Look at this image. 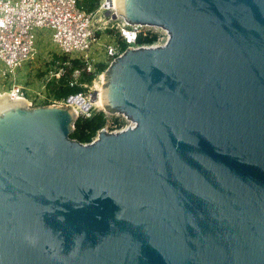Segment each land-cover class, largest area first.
Masks as SVG:
<instances>
[{"label": "water", "instance_id": "1", "mask_svg": "<svg viewBox=\"0 0 264 264\" xmlns=\"http://www.w3.org/2000/svg\"><path fill=\"white\" fill-rule=\"evenodd\" d=\"M113 3L169 34L102 77L133 125L0 96V264H264V0Z\"/></svg>", "mask_w": 264, "mask_h": 264}, {"label": "built area", "instance_id": "2", "mask_svg": "<svg viewBox=\"0 0 264 264\" xmlns=\"http://www.w3.org/2000/svg\"><path fill=\"white\" fill-rule=\"evenodd\" d=\"M80 0H0V77L9 78L15 75L16 69L31 59L36 53L37 36L35 31L41 28L52 29L53 45L62 56L66 57V65L73 67V60H80L83 66L73 69V76L78 78L83 70L94 71L90 62V51L101 32L117 29L125 40L127 47H155L164 45L169 36L164 29L166 39H156L152 43L138 44L139 35L154 32L158 27L131 24L116 13L113 0H100L97 8L88 11L79 4ZM164 38V37H163ZM126 47V48H127ZM110 63L120 56L117 40H112L104 47ZM9 88L3 93L9 96H20L26 99L23 86L15 78L9 82ZM82 95V94H81ZM63 103L53 101L50 104ZM90 116L91 112L80 114ZM131 125L132 122H131ZM130 125V126H131ZM128 127V126H127ZM126 128V127H125ZM115 129L111 131H118Z\"/></svg>", "mask_w": 264, "mask_h": 264}, {"label": "rangeland", "instance_id": "3", "mask_svg": "<svg viewBox=\"0 0 264 264\" xmlns=\"http://www.w3.org/2000/svg\"><path fill=\"white\" fill-rule=\"evenodd\" d=\"M158 28L159 29L152 27V30H154V34L157 35V39L162 42L166 39V35L164 34L162 28ZM35 33L37 36V43L36 53L34 54V56H32L31 59L25 62L20 68L16 69L15 75H10L9 78L0 77V89L3 92H5L9 88V82L13 81V78H15L16 82L23 86L26 99L30 101V106L46 104L44 103L47 100V88L45 85L46 81L53 76L60 77L61 75H63L65 68H63L61 65L67 66L64 56H62L60 51H58L56 47L52 45L50 36L52 34V29L41 28L37 29ZM46 33L48 35H45ZM118 35L119 32L115 28L101 32L98 40L89 53L91 56L89 60L92 65H94V70L95 64L97 63H104L108 68L111 60L109 57H105L104 47L113 39L117 40ZM1 68L4 67L1 66L0 62V69ZM107 68L96 75V77L90 84H84L87 88L86 93L83 94L85 98H89L90 94L97 89L96 85L100 87L103 86L102 77ZM3 92L2 94H4ZM58 104L64 105L66 103L60 102ZM77 109H79V113H81V109L79 107H77ZM90 112L92 115L97 112H102L104 114L105 122L102 128H105L108 131L125 128L131 125V120H129L125 115H123L122 113H118L115 110H107L104 106L94 104L90 109ZM98 131L93 136V139L97 137Z\"/></svg>", "mask_w": 264, "mask_h": 264}, {"label": "trees", "instance_id": "4", "mask_svg": "<svg viewBox=\"0 0 264 264\" xmlns=\"http://www.w3.org/2000/svg\"><path fill=\"white\" fill-rule=\"evenodd\" d=\"M100 0H80L79 4L83 6L86 10L91 11L98 7ZM157 39V35L154 32H148L146 35H139L137 38L138 44L152 43ZM118 46L120 50H124L127 47L125 40L118 35ZM66 59V57H64ZM66 61V60H65ZM73 67L61 65L65 68L63 75L60 77L53 76L46 81L47 90V100L46 104L52 103L53 101H63L67 102L70 96L77 94H85L87 88L84 84L91 83L92 80L101 71L107 68L104 63L95 64L94 71L83 70L78 78L73 76V69L75 67H82L84 64L82 61L76 59L73 60ZM49 101V102H47ZM104 114L102 112L91 114L86 116L80 114L75 122V129L71 133L72 138H76L81 142H90L97 131L102 128L104 124Z\"/></svg>", "mask_w": 264, "mask_h": 264}, {"label": "bare ground", "instance_id": "5", "mask_svg": "<svg viewBox=\"0 0 264 264\" xmlns=\"http://www.w3.org/2000/svg\"><path fill=\"white\" fill-rule=\"evenodd\" d=\"M96 88H97L96 90L98 92V99L93 104H96V105H99V106H103L102 105V101H101V91H100L102 86L100 87V86L96 85ZM3 95L4 94H1L0 96H3Z\"/></svg>", "mask_w": 264, "mask_h": 264}, {"label": "crops", "instance_id": "6", "mask_svg": "<svg viewBox=\"0 0 264 264\" xmlns=\"http://www.w3.org/2000/svg\"><path fill=\"white\" fill-rule=\"evenodd\" d=\"M45 35H48V34L46 33ZM50 36H51V40H52V34ZM52 45H53V40H52ZM104 54H105V57L107 58V53H106L105 49H104Z\"/></svg>", "mask_w": 264, "mask_h": 264}]
</instances>
